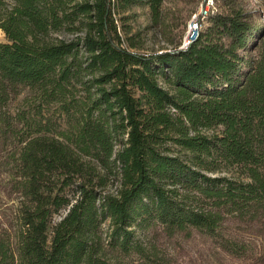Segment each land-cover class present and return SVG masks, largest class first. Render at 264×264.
Instances as JSON below:
<instances>
[{"label": "trees", "instance_id": "trees-1", "mask_svg": "<svg viewBox=\"0 0 264 264\" xmlns=\"http://www.w3.org/2000/svg\"><path fill=\"white\" fill-rule=\"evenodd\" d=\"M202 1L0 0V264H264V25L213 0L181 48Z\"/></svg>", "mask_w": 264, "mask_h": 264}, {"label": "rangeland", "instance_id": "rangeland-1", "mask_svg": "<svg viewBox=\"0 0 264 264\" xmlns=\"http://www.w3.org/2000/svg\"><path fill=\"white\" fill-rule=\"evenodd\" d=\"M248 3L250 7L256 11V22L264 25V0H248ZM202 4L203 1L200 2L198 10ZM139 19L142 25L148 22V18L145 14H141ZM0 41H6L5 33L1 28ZM149 43H155L156 46L159 45V41H156L154 36H151ZM25 97H29L30 99L34 97L33 92L28 87H23L21 93L12 102V109L15 110L19 107L23 103ZM54 110L55 109L51 107L49 115H51ZM51 117H53V119L57 118L55 114L51 115ZM3 176L4 175L0 176V230L5 224L6 217L11 213L15 201L8 197L2 190V184L4 183ZM114 188L115 185H110L107 189L113 190ZM58 218L59 215H56V219ZM202 239L203 238L200 236L187 239L181 235L170 237L161 233L158 239H155V243L162 252L166 253L170 260V264H236L229 260L225 254H219L220 258H217L210 253H206L205 250L207 245L202 243ZM130 264H137V261H130Z\"/></svg>", "mask_w": 264, "mask_h": 264}, {"label": "built area", "instance_id": "built-area-1", "mask_svg": "<svg viewBox=\"0 0 264 264\" xmlns=\"http://www.w3.org/2000/svg\"><path fill=\"white\" fill-rule=\"evenodd\" d=\"M213 0H207L205 4H202L199 10L192 14L188 21L187 29L182 38L181 48L188 46L199 35L200 28L207 19L210 12L213 11Z\"/></svg>", "mask_w": 264, "mask_h": 264}]
</instances>
